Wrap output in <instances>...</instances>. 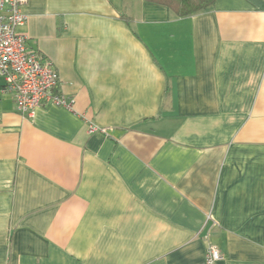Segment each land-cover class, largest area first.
I'll use <instances>...</instances> for the list:
<instances>
[{
  "label": "crops",
  "instance_id": "obj_1",
  "mask_svg": "<svg viewBox=\"0 0 264 264\" xmlns=\"http://www.w3.org/2000/svg\"><path fill=\"white\" fill-rule=\"evenodd\" d=\"M23 11L75 105L22 114L0 76V264H205V236L264 264V1Z\"/></svg>",
  "mask_w": 264,
  "mask_h": 264
},
{
  "label": "built area",
  "instance_id": "obj_2",
  "mask_svg": "<svg viewBox=\"0 0 264 264\" xmlns=\"http://www.w3.org/2000/svg\"><path fill=\"white\" fill-rule=\"evenodd\" d=\"M28 0H0V76L4 90L12 93L16 109L32 114L43 105L74 109L75 99L60 91V75L52 62L28 48L27 36L18 32L28 15L23 11ZM97 128L90 124L89 131ZM205 264H221L220 249L205 236Z\"/></svg>",
  "mask_w": 264,
  "mask_h": 264
},
{
  "label": "trees",
  "instance_id": "obj_3",
  "mask_svg": "<svg viewBox=\"0 0 264 264\" xmlns=\"http://www.w3.org/2000/svg\"><path fill=\"white\" fill-rule=\"evenodd\" d=\"M165 5L178 17L189 16L212 7L216 0H148ZM264 1V0H263Z\"/></svg>",
  "mask_w": 264,
  "mask_h": 264
}]
</instances>
